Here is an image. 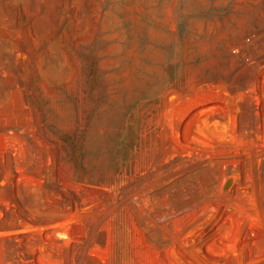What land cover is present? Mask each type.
<instances>
[{
    "label": "rangeland",
    "instance_id": "rangeland-1",
    "mask_svg": "<svg viewBox=\"0 0 264 264\" xmlns=\"http://www.w3.org/2000/svg\"><path fill=\"white\" fill-rule=\"evenodd\" d=\"M0 264H264V0H0Z\"/></svg>",
    "mask_w": 264,
    "mask_h": 264
}]
</instances>
